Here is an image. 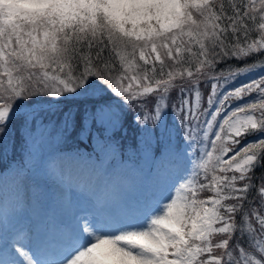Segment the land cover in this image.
Returning <instances> with one entry per match:
<instances>
[{
	"label": "snow or ice",
	"instance_id": "1",
	"mask_svg": "<svg viewBox=\"0 0 264 264\" xmlns=\"http://www.w3.org/2000/svg\"><path fill=\"white\" fill-rule=\"evenodd\" d=\"M0 264H264V0H0Z\"/></svg>",
	"mask_w": 264,
	"mask_h": 264
},
{
	"label": "trees",
	"instance_id": "2",
	"mask_svg": "<svg viewBox=\"0 0 264 264\" xmlns=\"http://www.w3.org/2000/svg\"><path fill=\"white\" fill-rule=\"evenodd\" d=\"M257 63L259 64V63H261V61H257ZM252 75H257L258 76L259 73H255V74L249 73L248 76L240 77V79L237 80L235 83L239 84V83L243 82L246 79H250ZM207 91H210V86H202L201 87V93H202V95H204L205 101H206V98H207L205 93ZM130 117H131V112L128 113V120H130ZM125 127H128L127 121L125 123ZM131 135H132V131H131V128H130L129 129V136H131ZM4 163H7V161H4ZM257 171H259V169H257Z\"/></svg>",
	"mask_w": 264,
	"mask_h": 264
}]
</instances>
